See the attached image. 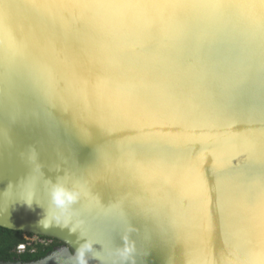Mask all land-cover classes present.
<instances>
[{
  "label": "water",
  "instance_id": "1",
  "mask_svg": "<svg viewBox=\"0 0 264 264\" xmlns=\"http://www.w3.org/2000/svg\"><path fill=\"white\" fill-rule=\"evenodd\" d=\"M3 3L0 104L26 122L0 140V226L59 243L0 264H74L76 234L40 223L57 179L123 201L111 241L134 224L138 264H264V0Z\"/></svg>",
  "mask_w": 264,
  "mask_h": 264
},
{
  "label": "clouds",
  "instance_id": "2",
  "mask_svg": "<svg viewBox=\"0 0 264 264\" xmlns=\"http://www.w3.org/2000/svg\"><path fill=\"white\" fill-rule=\"evenodd\" d=\"M3 115L4 107L0 104V117ZM25 122L26 119L23 116H17L6 126L0 123V140L4 143H12L11 128L17 123ZM27 155L30 161L38 158L34 148H29ZM50 183L52 185L51 204L48 208H44L40 223L44 228L58 226L67 228L70 233L76 234L80 243L76 247L74 264H90V261H95L96 264H138L139 250L136 240L132 237V233L138 229L134 224L129 222L120 234L122 243L115 244L111 241V234L120 230L127 215L125 209L117 204H103L100 195L93 193L90 185L88 196H84L81 190V184L84 183L69 186L60 179L50 181ZM19 185V180L9 181L5 192L11 187L15 194ZM26 186L19 187V200L28 207H32L33 203L39 202L35 199V188L32 187L31 191L25 192ZM90 198L94 199V204L90 203ZM93 229L104 233L105 238L91 237L89 232Z\"/></svg>",
  "mask_w": 264,
  "mask_h": 264
},
{
  "label": "trees",
  "instance_id": "3",
  "mask_svg": "<svg viewBox=\"0 0 264 264\" xmlns=\"http://www.w3.org/2000/svg\"><path fill=\"white\" fill-rule=\"evenodd\" d=\"M24 233L21 231L10 230L0 226V259H15L29 260L38 258L49 251L54 245L59 242L54 240V244H35L34 251L30 252L31 248H27L21 253L16 252V246L24 242ZM53 245V246H52Z\"/></svg>",
  "mask_w": 264,
  "mask_h": 264
},
{
  "label": "snow or ice",
  "instance_id": "4",
  "mask_svg": "<svg viewBox=\"0 0 264 264\" xmlns=\"http://www.w3.org/2000/svg\"><path fill=\"white\" fill-rule=\"evenodd\" d=\"M10 7H11L10 5L5 6L3 3V0H0V21H2L4 19V17L7 16V13H8V10L10 9ZM12 103H13V100L9 96H5L3 101H2V104L4 107V115H3V117H0V123L4 124L5 126L9 123V121L16 119L15 114H13L11 112L10 106ZM135 155L136 156L144 155L143 144H138L137 148L135 149ZM31 161H32L33 166H34V171L36 173H38L39 172V160H38V158H34ZM88 186H89L88 183L81 184V190H82V194L84 196H88ZM32 187H33V185H31V184L27 185L25 188V192L31 191ZM90 203L94 204L95 203L94 199L90 198ZM137 203L138 202H136L135 200L132 201L133 205L137 206ZM0 205H2V203H0ZM121 205H123V201L121 202ZM121 205H119V207H121ZM204 214H205V218L207 221V226L205 229V231L207 232L211 228V216H212L211 210L207 207V205H205Z\"/></svg>",
  "mask_w": 264,
  "mask_h": 264
},
{
  "label": "built area",
  "instance_id": "5",
  "mask_svg": "<svg viewBox=\"0 0 264 264\" xmlns=\"http://www.w3.org/2000/svg\"><path fill=\"white\" fill-rule=\"evenodd\" d=\"M24 242L18 244L16 246V252L17 253H21L23 251H25L28 247L31 248L30 249V252H33L34 251V245L35 244H44V245H47L48 244V241L43 239V238H39L35 235H26L24 236Z\"/></svg>",
  "mask_w": 264,
  "mask_h": 264
},
{
  "label": "flooded vegetation",
  "instance_id": "6",
  "mask_svg": "<svg viewBox=\"0 0 264 264\" xmlns=\"http://www.w3.org/2000/svg\"><path fill=\"white\" fill-rule=\"evenodd\" d=\"M54 243H55V241H53V240H49V241H48V244H49V245H50V244H54ZM48 244H47V245H48ZM52 246H53V245H52Z\"/></svg>",
  "mask_w": 264,
  "mask_h": 264
}]
</instances>
